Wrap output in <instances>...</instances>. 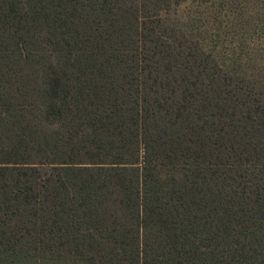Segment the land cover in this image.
Wrapping results in <instances>:
<instances>
[{
    "label": "trees",
    "instance_id": "trees-1",
    "mask_svg": "<svg viewBox=\"0 0 264 264\" xmlns=\"http://www.w3.org/2000/svg\"><path fill=\"white\" fill-rule=\"evenodd\" d=\"M0 264H264V0H0Z\"/></svg>",
    "mask_w": 264,
    "mask_h": 264
},
{
    "label": "rangeland",
    "instance_id": "rangeland-1",
    "mask_svg": "<svg viewBox=\"0 0 264 264\" xmlns=\"http://www.w3.org/2000/svg\"><path fill=\"white\" fill-rule=\"evenodd\" d=\"M192 9V6H189V5H182L180 8H179V13L181 14H186L188 13L189 11H191ZM213 17H215L217 20H220V22L218 23V27L220 28V31H226L228 28L226 27L227 26V21H224L222 25H220V23L222 22V20L224 19V15H223V12H218V11H215L212 15Z\"/></svg>",
    "mask_w": 264,
    "mask_h": 264
}]
</instances>
